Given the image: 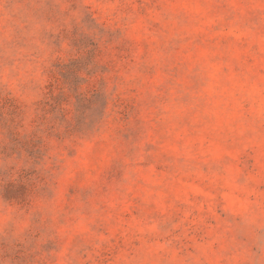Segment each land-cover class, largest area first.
<instances>
[{
  "label": "rangeland",
  "instance_id": "1",
  "mask_svg": "<svg viewBox=\"0 0 264 264\" xmlns=\"http://www.w3.org/2000/svg\"><path fill=\"white\" fill-rule=\"evenodd\" d=\"M0 264H264V0H0Z\"/></svg>",
  "mask_w": 264,
  "mask_h": 264
}]
</instances>
